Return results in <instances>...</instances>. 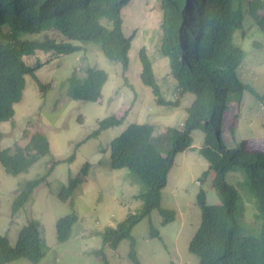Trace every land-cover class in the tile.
Instances as JSON below:
<instances>
[{"label": "trees", "instance_id": "16d2710c", "mask_svg": "<svg viewBox=\"0 0 264 264\" xmlns=\"http://www.w3.org/2000/svg\"><path fill=\"white\" fill-rule=\"evenodd\" d=\"M129 1L0 0V122L13 116L14 104L22 98L25 75L35 78L41 91L48 89L49 83H41L34 73L45 62L37 61L33 66L25 62V57L36 52H48L53 58L80 51L83 48L80 43L91 42L99 45L108 59L120 62L125 70L131 36L122 32L120 13ZM160 3L163 35L159 51L168 60L179 95L192 93L195 98L186 108L182 126H170L154 134L152 124L134 122L110 141L109 165L113 169L128 168L136 177L142 185L136 194L142 205L135 212H129L116 226L105 227L96 234L103 245L113 249L122 240H128L130 258L134 264H140L133 253L131 229L141 219H150L154 211L162 224L174 218L172 210L161 206V190L166 185L176 154L190 147L193 130H201L204 139L199 153L208 161L212 187L220 201L208 204L205 192L197 193L200 220L188 243V251L199 258L198 264H264V150L249 148L245 141L227 147L222 138L223 116L229 104L240 102L244 91L257 98L264 97L238 78L236 69L244 52L233 43V34L242 27L245 13L264 34V0H160ZM260 9L262 14H258ZM102 19L110 21L111 26H105ZM47 31L57 32L62 40L51 38ZM139 58L142 83L158 95L151 63L143 49ZM107 77L105 71L89 67L81 77L73 72L67 78V94L78 100L97 101ZM162 99L158 102L166 104ZM123 121V116L115 114L104 117L98 120L97 127L87 138L96 137ZM17 143L11 152L8 148L0 150V163L7 173L27 170L49 151V142L40 132L34 133L24 146ZM88 165L86 162L77 175L68 177L67 183L58 191L60 200L69 199L85 180ZM231 172L244 175L237 182L242 181L238 184L257 210L258 230L251 229L245 220L241 192L227 180ZM206 174L207 171L203 176ZM41 180L28 181L15 196L12 215ZM76 221L74 213L59 217L55 222L56 240L62 242L70 237ZM150 225V237L159 236L158 230ZM46 251L43 232L36 220L23 226L14 244L0 234V264L21 258L37 263ZM104 264H107L106 260Z\"/></svg>", "mask_w": 264, "mask_h": 264}, {"label": "rangeland", "instance_id": "374dc122", "mask_svg": "<svg viewBox=\"0 0 264 264\" xmlns=\"http://www.w3.org/2000/svg\"><path fill=\"white\" fill-rule=\"evenodd\" d=\"M244 9L247 10L246 3ZM262 11L258 10V14ZM120 15L123 34L131 36L125 70L120 62L108 59L99 45L91 42H82V50L58 57L51 58L48 52L25 57V62L31 66L37 61L45 62L34 73L41 83H49V87L41 91L37 80L30 74L25 75L22 98L14 104L13 116L0 122V150L8 148L11 152L14 143L24 146L34 133L40 132L49 142V151L27 170L16 174L7 173L0 163V234L14 244L23 226L36 220L40 223L47 251L37 263L21 258L5 264H104V260L107 264H134L128 240H122L113 249L103 245L96 234L105 227L116 226L129 212H135L142 205L136 197L142 189L136 177L128 168L110 167V141L134 122L152 124L154 134L170 126H182L186 108L195 96L192 93L179 95L168 60L159 51L163 35L160 0H130ZM101 22L108 28L111 26L106 19ZM46 33L62 40L55 31ZM233 43L244 52L236 69L238 78L262 96L264 34L248 13L244 14L242 27L235 30ZM142 49L151 63L158 95L140 79ZM88 67L101 69L108 76L100 98L94 102L74 99L67 94V78L73 72L78 77L83 76ZM161 98L167 103L160 104L158 99ZM112 114L123 116V123L87 138L97 127L98 120ZM191 134L192 144L176 154L161 190V206L172 210L174 218L162 224L154 211L150 219H141L131 229L133 253L140 264L199 263V258L188 251V243L200 220L197 193L203 190L208 204L219 203L220 199L212 187L208 161L199 153L204 134L201 130H193ZM222 138L227 147L245 141L249 148L264 150V97L257 98L244 91L240 102L229 104L223 116ZM86 162L89 165L85 180L69 199L60 200L57 197L60 187L67 183L68 177L77 175ZM242 176L240 172H231L227 180L241 192L249 227L258 230L257 210L238 184L242 181L237 182ZM35 178L42 180L12 215L13 199ZM68 213H74L77 221L70 237L59 242L55 237V222ZM150 224L158 230L159 236L150 237Z\"/></svg>", "mask_w": 264, "mask_h": 264}]
</instances>
